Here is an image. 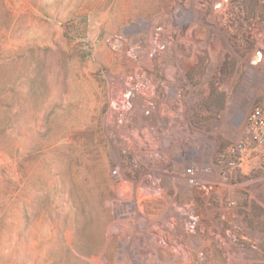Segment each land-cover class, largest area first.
<instances>
[{
	"label": "rangeland",
	"instance_id": "obj_1",
	"mask_svg": "<svg viewBox=\"0 0 264 264\" xmlns=\"http://www.w3.org/2000/svg\"><path fill=\"white\" fill-rule=\"evenodd\" d=\"M185 72L224 99L171 134L164 91ZM256 105L264 0H0V264H264V149L228 178L216 161ZM181 142L214 156V203L131 184L128 157L149 146L173 170Z\"/></svg>",
	"mask_w": 264,
	"mask_h": 264
},
{
	"label": "flooded vegetation",
	"instance_id": "obj_2",
	"mask_svg": "<svg viewBox=\"0 0 264 264\" xmlns=\"http://www.w3.org/2000/svg\"><path fill=\"white\" fill-rule=\"evenodd\" d=\"M189 74V72H185V80L175 90L168 91L165 89L164 91L166 101L164 103L165 109L162 114V120L167 121L168 132H171V134L172 132L178 131L177 129H183V123H185L187 133L189 134V132L193 131L192 123L196 127H199L200 123L214 120L215 115L219 112L215 108L217 100L224 99V94L216 87L219 84L216 75L209 82V89L207 91H205L206 89L200 91V82L195 83ZM219 74L223 75L224 78L226 76L229 77L227 69H220ZM137 94L143 98H147L146 92H137ZM149 98L151 99V97ZM150 99L146 100V102L154 110L155 103ZM143 114L145 117H151V109H147L144 106ZM263 119L264 108L261 105L254 106L247 117L248 137L245 142L231 146L226 152L218 155V159L216 160L217 165L226 178L229 175H226L223 171V166L229 171L241 167L244 160L248 158L251 147H253V151L262 152V148L256 137L260 131L258 123ZM183 132V130L178 131L179 134ZM181 143V148L170 153V158H175L176 165L173 170H171L170 162L163 158L165 155L159 154L156 156V151H153L149 146L144 147L143 152L145 155L139 157L140 160L144 159L146 162L138 161L136 165H133V161L136 160L135 157L132 156L131 159L128 157V160H130L129 164L131 165V184L137 183L139 184L138 186L143 187L138 188V190L141 192L140 195L145 201L149 199L148 194L154 192L158 193V198L166 197L168 200L170 197L166 194L168 192L167 189L164 190V184L166 183L167 186H171L182 180V184L190 192L189 196L196 197L195 202L199 201V197L204 199L207 197L210 202L214 203L216 198L212 194L213 189L209 187L206 181V177L212 175L215 164L214 156L211 158L209 155H199L198 152L195 154L192 149L187 148L183 144L184 142ZM170 144L171 142L168 141L166 146L167 150L168 148H174ZM152 162L158 164V168L162 171L160 175L157 176L152 172ZM114 174L117 176L118 171H114ZM177 201H180V199H177ZM188 209V204L181 207V210L185 212L184 214L193 217V214L191 213V215ZM192 210L195 211L193 208ZM191 228L193 229L194 225Z\"/></svg>",
	"mask_w": 264,
	"mask_h": 264
},
{
	"label": "built area",
	"instance_id": "obj_3",
	"mask_svg": "<svg viewBox=\"0 0 264 264\" xmlns=\"http://www.w3.org/2000/svg\"><path fill=\"white\" fill-rule=\"evenodd\" d=\"M258 126L260 127V131L256 138L261 148L264 149V119L259 121Z\"/></svg>",
	"mask_w": 264,
	"mask_h": 264
}]
</instances>
